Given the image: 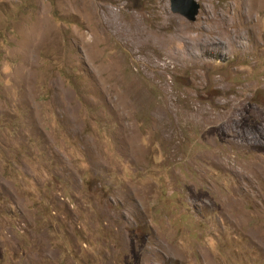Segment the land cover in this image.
<instances>
[{"label":"rangeland","instance_id":"374dc122","mask_svg":"<svg viewBox=\"0 0 264 264\" xmlns=\"http://www.w3.org/2000/svg\"><path fill=\"white\" fill-rule=\"evenodd\" d=\"M0 0V264H264V0Z\"/></svg>","mask_w":264,"mask_h":264},{"label":"water","instance_id":"95a60500","mask_svg":"<svg viewBox=\"0 0 264 264\" xmlns=\"http://www.w3.org/2000/svg\"><path fill=\"white\" fill-rule=\"evenodd\" d=\"M171 12L183 16L188 21H195L200 4L197 0H168Z\"/></svg>","mask_w":264,"mask_h":264}]
</instances>
